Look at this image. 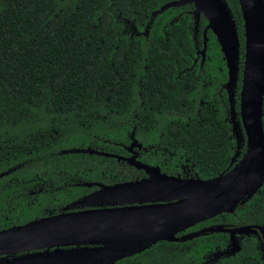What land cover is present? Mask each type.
<instances>
[{"label": "trees", "instance_id": "obj_1", "mask_svg": "<svg viewBox=\"0 0 264 264\" xmlns=\"http://www.w3.org/2000/svg\"><path fill=\"white\" fill-rule=\"evenodd\" d=\"M172 1L0 0V230L80 210L98 183L140 179L144 171L120 158L134 142L149 149L147 162L175 176L215 178L243 157L239 0H226L241 41L231 93L217 36L203 33L207 18L196 22L193 4ZM245 224L264 225V183L193 229ZM238 241L230 254L228 232H205L158 241L117 263L264 264L259 230Z\"/></svg>", "mask_w": 264, "mask_h": 264}, {"label": "water", "instance_id": "obj_2", "mask_svg": "<svg viewBox=\"0 0 264 264\" xmlns=\"http://www.w3.org/2000/svg\"><path fill=\"white\" fill-rule=\"evenodd\" d=\"M239 3L245 25L240 116L247 137V150L239 162L215 178L202 179L168 175L158 166L137 160L135 155L120 157L145 170L149 177L112 185L99 183L98 190L77 203H97L99 207L42 216L1 230L0 255L45 249L9 264H118V260L142 252L158 241L181 242L214 231L230 234V254L241 249L238 235L257 234L259 230L264 239V225L250 224L213 225L178 236L204 220L233 211L264 183V0ZM187 4H194L196 22L203 14L208 20L206 29L217 36L233 91L239 73L241 41L226 0H175L168 6ZM136 145L134 142L128 149L132 151ZM82 150L117 157L95 149Z\"/></svg>", "mask_w": 264, "mask_h": 264}, {"label": "flooded vegetation", "instance_id": "obj_3", "mask_svg": "<svg viewBox=\"0 0 264 264\" xmlns=\"http://www.w3.org/2000/svg\"><path fill=\"white\" fill-rule=\"evenodd\" d=\"M193 6H194V4H193ZM207 22H208V20H207ZM207 25H208V23H206L205 24V27H204V30H203V33L205 34V29H206V27H207ZM197 27H196V32L198 33L199 31H200V29H199V25L197 24L196 25ZM209 30V29H208ZM207 30V31H208ZM206 31V32H207ZM204 47H205V44H204ZM204 50V49H203ZM203 50H198L197 51V54H198V56L199 57H202V59H201V62H202V64L204 63V61H205V58H206V52H205V54H203ZM198 57V58H199ZM204 70V69H203ZM202 71V69H200L198 72H201ZM228 74H229V71H228ZM213 78H214V85H215V88H217V83L220 81V76H219V73H215L214 72V76H213ZM229 78H230V76L228 77V80H227V82H225V84H224V88L226 89L227 87H228V91H229V93H231V86H228V84H229ZM212 82L211 81H209L208 82V84H211ZM226 91H227V89H226ZM228 93V92H227ZM137 144V143H136ZM128 150V155H125V156H121V157H124V158H127V157H131V156H133V155H135L136 156V158H137V160H140V161H142L143 163H146V164H149V165H151V166H158V167H160L161 168V171L163 172V173H166V174H168L167 172H165L163 169H162V167L159 165V164H151L150 162H147V160H150L151 158H152V154H148L149 152H148V150L149 149H147L146 147H144L143 146V144L141 143H139V144H137L133 149H132V151H130L129 149H127ZM124 158H121V159H123V160H125V161H127L126 159H124ZM165 160L166 161H170V158H165ZM128 162V161H127ZM143 170V169H142ZM144 171V176H142L140 179H144V178H148L149 177V174H147L146 173V171L145 170H143ZM168 175H171V174H168ZM176 176H180V177H182V178H189V177H195V176H182L181 174H178V175H176ZM99 184V183H98ZM97 184V190L100 188V185H98ZM100 184H103V183H100ZM96 191V190H95ZM94 192V191H93ZM90 207H99V205L97 204V203H93V204H90L87 208H90ZM84 207L83 206H80V209H83ZM74 211V210H73ZM26 223V222H25ZM24 224V223H23ZM198 224H196V225H194V226H192L191 228L193 229L194 227H196ZM206 227H208V226H206ZM191 228H189V229H186L185 231H182V232H180V233H178V236H183V235H185V234H188V233H190V232H193V231H196V230H200V229H202V228H205V227H201V228H195V229H191ZM4 229H7V228H4ZM4 229H1V230H4ZM191 229V230H190ZM0 230V231H1ZM65 248H67V247H65ZM55 248H50L49 250L50 251H53ZM45 249H41V250H31V251H24V252H17V253H13V254H5V255H0V262L1 263H4V264H9L11 261H13L14 259H16V258H18V257H22V256H24V255H27V254H30V253H35V252H38V251H44Z\"/></svg>", "mask_w": 264, "mask_h": 264}]
</instances>
